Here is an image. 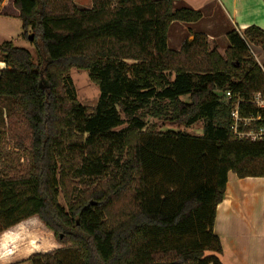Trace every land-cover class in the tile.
I'll list each match as a JSON object with an SVG mask.
<instances>
[{"label":"trees","instance_id":"16d2710c","mask_svg":"<svg viewBox=\"0 0 264 264\" xmlns=\"http://www.w3.org/2000/svg\"><path fill=\"white\" fill-rule=\"evenodd\" d=\"M179 1L13 0L39 61L0 45L8 137L28 155L23 166L0 153V233L38 216L62 245L31 264H223L214 224L228 175L264 177V137L240 138L232 117L260 111L249 101L264 71L248 44L264 49V29L228 31L224 53L200 31L173 49L171 25L203 18ZM74 68L98 85L95 107L78 100ZM147 115L202 120L203 132L160 131Z\"/></svg>","mask_w":264,"mask_h":264},{"label":"crops","instance_id":"0c3cea01","mask_svg":"<svg viewBox=\"0 0 264 264\" xmlns=\"http://www.w3.org/2000/svg\"><path fill=\"white\" fill-rule=\"evenodd\" d=\"M84 2L92 7V0ZM176 4L201 10L203 18L199 22L206 18L208 11L213 18L218 10L222 14L221 21L231 29L244 30L251 25L264 29V0H180ZM4 17H19L13 0H0V19H6ZM215 24L217 22H208V28ZM0 28L5 31V27ZM22 35L23 31L18 36ZM4 41L8 40L0 36V45ZM5 68L0 56V71ZM0 104L4 105L1 115L11 102L0 98ZM0 138L9 139L8 134L2 132ZM12 146L17 152L13 142ZM214 232L222 242L220 259L223 264H264V177L239 178L229 173L224 199L216 210ZM61 247L53 231L38 216H32L0 233V264H31L28 259L33 254Z\"/></svg>","mask_w":264,"mask_h":264},{"label":"rangeland","instance_id":"374dc122","mask_svg":"<svg viewBox=\"0 0 264 264\" xmlns=\"http://www.w3.org/2000/svg\"><path fill=\"white\" fill-rule=\"evenodd\" d=\"M84 1L85 0H75V3L80 8H90V6H88V3H85ZM215 12H216L214 13L215 15H213V18H211L212 15L208 11L206 14V18L202 20L201 22L194 24V25L174 22L171 25L170 30H169L170 47L173 49L178 48L179 50L182 42L185 39L192 40L194 38V32L200 31V32H204L208 36L209 42L211 45L217 44L219 51L221 53H224L229 45L226 34L228 31L235 29V28L231 29V26H228V24H224L225 21H221L220 19L222 14L218 10H216ZM4 18L6 19H0V27H5V31H3L0 28V36L2 40H12L17 46L28 48L32 52L34 60L38 62L39 57H38L36 48L31 44L30 40L27 39L23 35L22 37L18 36L19 33L23 31L22 20L19 17H9V18L4 17ZM208 22H217V24L211 26V28H208L209 27ZM251 49L253 52V56L256 57L259 63L264 65V49L257 45H252ZM70 77L73 80V83L75 85L76 92H77V97H78V100L81 102V104L85 106H89V107H95V105L97 104L99 100L100 89L98 85L91 80L89 71L74 68L70 72ZM182 99L186 101L189 100L187 96L182 97ZM3 106L4 105L0 104V110H2ZM6 108L7 110L5 111L3 110L2 114L0 115V132L8 134L7 117L9 115L10 106H9V109L8 107ZM145 120L147 122L149 121V122L155 123L157 125V129L160 131L176 130V131L188 132L193 135H200L203 132L204 123L202 120L196 122L195 124L191 126L171 125L164 120L153 118L150 115H147L145 117ZM127 125H128V121L123 126L119 127V129ZM25 126L26 125L24 123H21L20 128L22 131L27 129L25 128ZM13 150L14 149H13L11 140L7 138L6 140L1 141L0 153L3 154V159H4V156H7L8 155L7 153H9V156H13L16 159H18L19 157L21 165L27 166L28 164L27 153H25L24 151H21L18 154L16 151H13ZM0 169L1 170L4 169L1 163H0ZM60 200H61V203L64 204V200L62 197L60 198Z\"/></svg>","mask_w":264,"mask_h":264},{"label":"built area","instance_id":"2783aa9c","mask_svg":"<svg viewBox=\"0 0 264 264\" xmlns=\"http://www.w3.org/2000/svg\"><path fill=\"white\" fill-rule=\"evenodd\" d=\"M249 48L252 52V45L253 44H248ZM253 53V52H252ZM261 64V63H260ZM262 69L264 71V65L261 64ZM231 96L230 92L226 93V97L229 98ZM251 104L255 105L260 111L258 112L257 115H251L249 117H241L239 115V109L238 105L236 106L235 110L232 112V117H233V130L234 133L239 136L240 138H248L251 140H260L264 137V126H262L258 130H250L247 132H240L239 131V124L240 122H243L245 125L251 124L252 121H264V93L263 92H256L252 99L249 101Z\"/></svg>","mask_w":264,"mask_h":264},{"label":"water","instance_id":"95a60500","mask_svg":"<svg viewBox=\"0 0 264 264\" xmlns=\"http://www.w3.org/2000/svg\"><path fill=\"white\" fill-rule=\"evenodd\" d=\"M30 38L33 39V36L31 35ZM159 264H175V263L169 262V263H159Z\"/></svg>","mask_w":264,"mask_h":264}]
</instances>
